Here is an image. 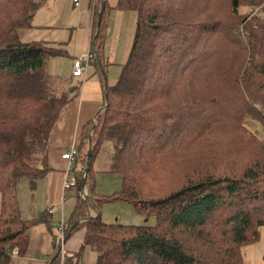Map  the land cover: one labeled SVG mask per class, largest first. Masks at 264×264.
<instances>
[{
	"label": "trees",
	"instance_id": "obj_1",
	"mask_svg": "<svg viewBox=\"0 0 264 264\" xmlns=\"http://www.w3.org/2000/svg\"><path fill=\"white\" fill-rule=\"evenodd\" d=\"M258 1L91 0L90 63L104 104L76 146L74 171L84 174L88 194L76 196L64 240L76 230L83 238L63 252L62 264H78L84 245L97 252L95 264H245L241 247L264 225V136L257 133L264 131V58L257 57L264 20L249 21L244 33L238 22L239 8ZM43 2L0 0V264H9L13 247L25 252L31 225L50 226L46 216L20 215L16 191L19 175L34 183L49 169L48 135L68 100L48 67L65 49L21 39ZM110 8L134 9L137 17L128 56L109 85L102 57ZM229 48L237 54L230 66ZM226 122L231 130L219 129ZM105 141L113 149L108 169L121 174L122 188L99 195L94 161ZM199 151L208 155L191 157ZM112 199L156 222L105 221L99 207ZM60 263L54 240L44 264Z\"/></svg>",
	"mask_w": 264,
	"mask_h": 264
},
{
	"label": "crops",
	"instance_id": "obj_2",
	"mask_svg": "<svg viewBox=\"0 0 264 264\" xmlns=\"http://www.w3.org/2000/svg\"><path fill=\"white\" fill-rule=\"evenodd\" d=\"M54 1L59 4L60 9L54 11L52 21L36 20L37 9L32 18L33 25L20 31L21 39L25 41L41 39L65 49L66 52L65 55L52 56L48 62L49 71L55 76L56 91L64 92L68 100L62 106L47 139L46 162L49 169L40 177L44 195V203L41 204L44 205L33 206V209L27 211L24 216L25 218L46 216L50 226L43 221L31 225L27 229L29 235L25 252L20 254L17 248L13 247L9 264H44L46 256L53 250L58 223L67 222L75 206L76 196L84 194L79 188L84 190L87 187L82 181L80 187L77 185H74L76 188L62 187L64 171L68 166V160L62 156V153L78 145L85 124L99 112L104 104L101 77L94 63H90L84 79L72 74L73 58L90 49L93 14L91 0H79V4L73 0ZM107 1L110 6L116 3V0ZM136 17L137 13L134 9L110 8L104 13L105 36L102 62L105 81L109 85L116 82L121 66L128 56L134 36ZM106 142L109 141L104 143ZM109 145L111 146V143H107L106 147L109 148ZM100 151L95 159L97 158L98 164H102L103 169H107L109 166L108 161L105 163L107 154L99 157ZM96 174H98L97 171ZM59 204L60 208H58ZM48 207L52 208L51 212L47 211ZM82 238V230L72 232L63 241L64 252L77 250L82 243ZM96 257L97 252L89 245H84L78 264H95Z\"/></svg>",
	"mask_w": 264,
	"mask_h": 264
},
{
	"label": "rangeland",
	"instance_id": "obj_3",
	"mask_svg": "<svg viewBox=\"0 0 264 264\" xmlns=\"http://www.w3.org/2000/svg\"><path fill=\"white\" fill-rule=\"evenodd\" d=\"M63 1V0H60ZM41 7V8H40ZM37 10V18L40 21H52L54 18V11H59L60 6L54 0L51 2L50 0H44L42 5ZM240 19L238 22V27L241 32H245V28L249 21L253 19L264 20V1L257 2V5L246 4L242 5L239 8ZM52 15V16H50ZM51 23V22H50ZM259 45L260 42H259ZM264 46V45H262ZM257 57L264 58V52L258 54ZM237 58L235 48H229L225 50V65H232ZM66 72H68V68H66ZM81 77V76H80ZM226 129L227 131L231 130V125L229 123H224L219 129ZM247 130L254 134V130L250 127H247ZM258 135L264 136V131L257 130ZM229 136L232 140L238 139L234 134L229 133ZM106 142L101 148L99 157L106 155L105 163L110 161V156L112 155V143L109 148H107ZM198 149L205 150L202 147H198ZM108 150V151H107ZM198 155L207 156L208 153L206 151L193 152L191 157H197ZM98 157V156H97ZM97 172L95 176L96 185L95 190L99 195H107L113 193L115 191L121 190L122 188V180L121 174L116 171H112L110 169H103L102 164L97 163V158L95 159ZM35 163V160L33 161ZM39 165L43 164L42 161H37ZM80 179L76 184L80 187ZM42 179L37 178L34 183L30 182V178L21 174L18 176L16 181V191L20 204V215L22 217L26 216L27 211H31L33 206L39 207L40 205H44V195L42 193L43 183ZM76 188L75 186H73ZM84 192L83 195L79 194V196H87L88 189L87 187L83 190V188H79ZM49 206V205H48ZM60 208V204L58 205ZM96 208V209H95ZM60 210V209H59ZM84 211V207L81 209ZM101 217L107 222H120L126 224H154L156 222V217L154 214H148L138 211L136 207L129 201L122 199H112L109 201H102L99 207ZM91 213H96L98 211L97 207H92L89 209ZM59 212V211H58ZM243 259L245 264H264V225L260 228L259 238L252 243L245 244L241 247Z\"/></svg>",
	"mask_w": 264,
	"mask_h": 264
},
{
	"label": "built area",
	"instance_id": "obj_4",
	"mask_svg": "<svg viewBox=\"0 0 264 264\" xmlns=\"http://www.w3.org/2000/svg\"><path fill=\"white\" fill-rule=\"evenodd\" d=\"M76 4H79V0H73ZM92 58V53L90 50H87L84 54L73 58L72 63V74L81 76L83 79L87 75V71L90 65V59ZM77 153L76 147L73 146L68 150L63 151L62 156L68 160V166L64 171V178L62 181V187L63 188H69L71 186H74L78 183V180L82 178L84 175L83 173L81 175L76 174L74 171V156ZM48 212L52 211L51 207L47 208ZM64 222L60 221L57 226V232L55 234V243L59 245L61 250V263L63 260V252H64ZM16 251V249H14Z\"/></svg>",
	"mask_w": 264,
	"mask_h": 264
},
{
	"label": "water",
	"instance_id": "obj_5",
	"mask_svg": "<svg viewBox=\"0 0 264 264\" xmlns=\"http://www.w3.org/2000/svg\"><path fill=\"white\" fill-rule=\"evenodd\" d=\"M103 9V6H102V8H101V10ZM82 182H83V184H84V179L82 180ZM85 185V184H84Z\"/></svg>",
	"mask_w": 264,
	"mask_h": 264
}]
</instances>
